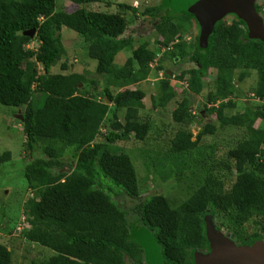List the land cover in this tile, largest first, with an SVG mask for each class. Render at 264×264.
Segmentation results:
<instances>
[{"label":"trees","instance_id":"16d2710c","mask_svg":"<svg viewBox=\"0 0 264 264\" xmlns=\"http://www.w3.org/2000/svg\"><path fill=\"white\" fill-rule=\"evenodd\" d=\"M68 1L74 6L72 11H57V0H0V103L24 108L19 122L32 158L25 177L37 195L24 207L30 228L22 235L54 253L48 261L32 264H143V249L154 248V244L160 250H152V260L160 256L167 264H192L193 252L207 248L204 216L208 211L223 217L224 226L241 244L264 240V105L250 104L242 113L227 114L237 107L235 82L246 80L249 70L258 75L254 96L264 101V41L245 39L247 29L242 20L230 25L219 21L206 49L183 41L191 29L192 15H171L181 6L185 9L182 4L170 7L163 15L161 7L143 12L160 17L156 25L159 47L153 50L148 42L136 45L126 34L134 18L129 20L124 11L137 12L135 8L121 4L120 12L104 13L82 7L103 0ZM63 27L85 39L89 57L97 61V74L106 77L100 96L86 90L88 83L92 88L98 82L89 80L85 73H52L66 54ZM34 29L33 39L24 35ZM33 41L40 44L36 50L29 48ZM127 49H131V57L122 68H116V57ZM163 49H172L174 62L180 58L195 64L177 78L187 84L172 113L174 122L182 127L166 152L176 164L178 181L188 172L193 184L178 207H172L162 194L148 196L139 207L140 221L153 232V242L136 241L131 239L127 210L113 196L138 198L137 173L131 157L115 153L112 145L133 136L139 141L147 139L152 124L140 116L146 93L132 87L149 79ZM155 69L163 70L161 65ZM238 69L243 72L237 79ZM61 70L69 71L67 62ZM211 70L216 72V87L208 94L204 111L216 114L220 128L243 129V138L224 159L218 161L213 151H208L194 168L191 155L219 128L207 123L196 136L193 134V106L187 93L200 94L205 87L203 79ZM171 78L165 73L161 79V96L153 98L155 108H165L176 98ZM113 86L120 91L114 94ZM112 105L116 107L114 121L105 140L97 142ZM123 110L122 121L118 112ZM258 121L262 123L259 127ZM67 152L72 154L73 164L64 162ZM10 160L11 152L0 155V163ZM102 178L111 184L107 187L100 182ZM0 264H12L11 251L1 243Z\"/></svg>","mask_w":264,"mask_h":264},{"label":"rangeland","instance_id":"374dc122","mask_svg":"<svg viewBox=\"0 0 264 264\" xmlns=\"http://www.w3.org/2000/svg\"><path fill=\"white\" fill-rule=\"evenodd\" d=\"M69 2L68 0H57L56 10L59 11L64 9L72 11L74 6L70 5ZM256 3L261 4L260 10L256 11V14L262 21L264 27V0H254L253 5ZM121 4H126L137 10V12H133V10L124 11V14L129 20L130 18H134V24L128 27L126 34L136 40V45L148 42L150 48L153 50L159 47V44L156 43L159 39L156 34V25L160 22V17L159 15L155 17L143 15V12L147 8L161 7V14L163 15L170 7L184 4L185 9H182L183 6H181V9L178 8L171 13V15L182 13L192 15L191 29L184 35L182 40L190 44H195L201 49L207 48L202 43L204 28L192 7V0H103L100 3L86 4L82 7L90 11L117 13L121 11ZM222 20L230 25L234 21L242 19L239 17L238 13L234 10H230L224 13L221 18V21ZM246 29L245 39H255L247 23ZM61 36L66 54L63 59L53 67L52 73H85L89 80L98 82L97 86L92 88L90 87V83H88L85 87L86 90L89 89L93 94L100 96L106 85V77L97 74V61L89 57L85 39L77 32L66 27H63ZM39 45V42L33 41L29 44V48L36 50ZM171 51L172 49L169 51L163 49L153 64L154 71L149 79L132 87L141 89L146 93V98L144 100L145 108L140 111V116L143 121L149 120L152 124V129L147 139L145 141H139L133 136L128 141H119L112 145V150L115 153L128 154L136 169L141 193L140 196L138 198H131L125 194L113 196V200L127 210V219L129 224L132 225L130 232L131 239L136 241L150 240V242H153L154 236L153 232L144 227L140 221L139 207L141 203L148 196L162 194L168 198L172 207H178L189 196L191 191L189 186L193 184L192 175L188 172L185 177H182V179L178 181L176 177V164L172 163L166 153L174 134L182 127L174 122L172 113L176 109L178 103L183 99L185 90H187V84L179 81L177 78L183 71L195 68V64L187 61H180V58H177L176 62H174L171 58ZM131 55V49L120 52L115 59V67L122 68ZM63 62H67L69 71L61 70ZM159 65L163 68L161 72L155 71V68ZM242 72L243 69H238L236 71L237 79ZM248 72L249 77L246 80L243 82H235V85L238 87L236 94L239 95L237 98H234L237 107L232 110H227L228 115L242 113L245 107L250 104L257 106L264 105V101H260L254 96L258 75L256 71L253 70H249ZM165 73L171 74V82L177 91V96L167 107L155 108L153 98L161 96L160 81L165 77ZM215 75L216 72L211 70L208 77L203 79L205 87L200 94L187 93L193 106L192 114L194 116V122L190 126L193 134L196 136L207 123L215 124L219 128L216 135H208L205 137L200 144V150L191 155L190 158L193 161L194 168L195 163L198 165L202 157L207 155L208 151H213L214 157L218 159V161L224 159L226 153L235 147L239 140L243 138V129L232 127L225 129L220 128L216 114L210 115L204 111L207 103V96L211 91H214L216 87ZM81 88H83V86ZM120 89V87L113 86L111 90L116 94ZM210 107L211 105H208L207 109ZM23 113L24 108H15L0 103V155L7 151L11 152V160L0 163V243L6 245L11 251L12 264H32V261L38 263L46 262L54 255L52 250L35 243H30L25 240L22 235L26 229L30 228L26 219L27 217L24 215V207L29 199L37 197L36 193L29 188L25 177L26 167L32 161V158L28 156L26 137L23 133V127L19 122V116H23ZM115 113L116 107L112 105L105 121L104 128L102 129V135L97 139V142H103L105 140V135H107L114 121ZM124 116V110L118 112V119L123 121ZM261 124V121H258L256 126L259 127ZM207 147H212V149L208 150ZM36 156H38V154H36ZM73 159L72 154L67 152L64 162L68 165L73 164ZM65 170H68V167ZM100 182L106 183V185L111 184L110 182L107 183L103 178ZM107 192L109 191L107 190ZM209 218H212L210 228L216 233L221 234L224 239L231 240L234 246L242 247L238 245L239 240L233 236L234 234L224 226L223 217L219 215L214 216L208 211L204 219ZM246 227L249 232L250 227ZM251 230L253 231L254 228H251ZM232 237L235 240H233ZM259 241L264 243L263 239H257L256 242ZM210 246L209 244V249ZM152 250H155V252L158 250L159 253L160 247L155 244L154 248L145 246L143 249V264H163L164 260H162L160 256L157 260L151 259L150 255ZM209 251L210 250H208V252ZM208 252L207 255L212 252V249L209 254ZM211 258L213 257L208 259L207 264H210ZM195 260L201 259L196 258ZM128 264H132V262L128 261Z\"/></svg>","mask_w":264,"mask_h":264},{"label":"water","instance_id":"95a60500","mask_svg":"<svg viewBox=\"0 0 264 264\" xmlns=\"http://www.w3.org/2000/svg\"><path fill=\"white\" fill-rule=\"evenodd\" d=\"M254 0H192L194 8L202 26L203 38L202 43L207 47L208 39L213 33L215 25L221 21L224 13L234 10L239 17L248 24L251 28L252 36L255 39L264 41V27L262 21L256 14L253 5ZM36 29L25 32L24 35L34 38ZM82 86V85H81ZM109 103V100L106 99ZM23 120V116H19ZM212 218L205 219L206 233L210 241V249L212 252L209 255L195 254L196 264H207L210 257V264H264V243L261 241L254 243L251 246L236 247L231 240H226L221 234L216 233L210 224ZM208 229V230H207ZM203 259V260H202Z\"/></svg>","mask_w":264,"mask_h":264},{"label":"flooded vegetation","instance_id":"af4514ba","mask_svg":"<svg viewBox=\"0 0 264 264\" xmlns=\"http://www.w3.org/2000/svg\"><path fill=\"white\" fill-rule=\"evenodd\" d=\"M260 5L261 4H259V3H256L255 5H254V8H255V10L256 11H258V9H260ZM223 21V20H222ZM246 24V23H245ZM171 75V74H170ZM206 216V215H205ZM204 216V217H205ZM205 220V219H204ZM211 221H212V219H211ZM205 225H206V223H205ZM207 232V231H206ZM206 236H207V233H206ZM237 240H238V237H236L235 235H233ZM208 238V237H207ZM233 238V237H232ZM233 240H235L234 238H233ZM254 243H256V242H254ZM253 243V244H254ZM209 240H208V244H207V248L205 249V250H195L194 252H193V263L192 264H196L195 263V254L196 253H199V254H202V255H207V252H208V250H210L211 251V249H209ZM253 244H251V245H253ZM238 245L239 246H249V245H243V244H241V242H238ZM250 245V246H251ZM210 251L208 252V254L210 253ZM163 264H167L166 262H164Z\"/></svg>","mask_w":264,"mask_h":264}]
</instances>
